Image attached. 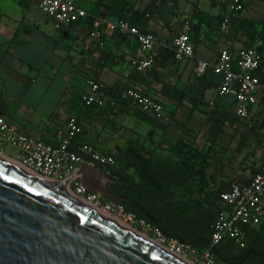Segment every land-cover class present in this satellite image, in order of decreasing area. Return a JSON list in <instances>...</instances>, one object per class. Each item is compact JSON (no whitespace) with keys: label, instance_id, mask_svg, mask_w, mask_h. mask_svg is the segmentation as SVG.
<instances>
[{"label":"crops","instance_id":"0c3cea01","mask_svg":"<svg viewBox=\"0 0 264 264\" xmlns=\"http://www.w3.org/2000/svg\"><path fill=\"white\" fill-rule=\"evenodd\" d=\"M76 4L87 17L57 29L39 10V0H0V116L51 146L58 145V131L75 117L84 130L77 143L91 144L117 159L136 140L140 145L134 146L145 158L164 164L182 161L190 150L207 154L210 167L205 178L173 184L165 179L175 192L164 196L167 202L203 201L206 196L200 191L205 183L209 190L224 193L234 183L249 184L262 171L264 94L251 107L249 119L242 120L235 115V96L218 94L221 76H198L196 68L199 61L215 63L224 49L236 54L251 47L261 31L264 0L247 3L243 13L233 15L229 35L219 32L229 15L226 0H148L145 6L138 0H77ZM96 17L110 23L130 19L164 44H170L189 22L195 57L177 62L172 50L162 49L152 70L141 75L131 65L139 52L137 39L106 29L101 40L91 39ZM90 79L100 82L108 97L116 98L125 89L152 97L162 104L163 117L157 119L122 101L115 109L84 106L82 95ZM135 181L142 184L138 175ZM221 208H225L222 202Z\"/></svg>","mask_w":264,"mask_h":264},{"label":"built area","instance_id":"2783aa9c","mask_svg":"<svg viewBox=\"0 0 264 264\" xmlns=\"http://www.w3.org/2000/svg\"><path fill=\"white\" fill-rule=\"evenodd\" d=\"M138 1L144 6L148 3V0ZM255 1L226 0L229 15H226L220 23L219 32L229 35L232 16L243 13L246 9L245 5L253 4ZM76 2L77 0H39V10L51 19L57 29H61L75 25L87 17V12L80 9ZM104 29L137 39L139 52L131 59V65L141 75L152 70L160 58L162 49L172 50L177 62H185L195 57V49L190 36L192 28L189 22L185 23L184 31L177 35L170 44L161 43L154 34L141 31L132 24L130 19H120L115 23H110L101 17L94 19L92 32H90L91 39L101 40ZM262 44L261 39L257 38L251 47L239 50L236 54L229 49H224L215 63L208 64L199 61L196 68L198 76L207 74L221 76L218 94L220 97L235 96V115L242 120L249 119L251 107L256 106L259 96L264 94V83L256 76L263 61V54L260 51ZM102 88L100 82L94 79L88 80L82 95L84 106L110 109L122 101L134 104L142 112L152 114L157 119L163 117L162 104L140 91L125 89L116 98H112L104 94ZM83 132V127L77 119L70 118L65 129L58 131V145L51 146L39 138L27 135L0 116V152L4 154L6 147L15 148L18 156L11 159L37 176L53 182L66 181L73 174V170L79 166L100 168L115 166L114 157L101 154L91 144L77 143V140L83 136ZM262 167V171L256 173L249 184L234 183L230 190L221 194V202L227 212L213 225V246L223 240L231 239L243 247V227H258L264 224V166ZM69 187L77 199L96 211L155 233L174 253L184 257H194L202 264H218L209 250L199 253L188 244L164 238L159 230L153 229L143 220H137L136 216L127 212L123 205L89 192L81 182L69 183Z\"/></svg>","mask_w":264,"mask_h":264},{"label":"water","instance_id":"95a60500","mask_svg":"<svg viewBox=\"0 0 264 264\" xmlns=\"http://www.w3.org/2000/svg\"><path fill=\"white\" fill-rule=\"evenodd\" d=\"M101 169L79 166L52 183L0 161V264H182L63 192L79 177L89 192L129 202Z\"/></svg>","mask_w":264,"mask_h":264},{"label":"trees","instance_id":"16d2710c","mask_svg":"<svg viewBox=\"0 0 264 264\" xmlns=\"http://www.w3.org/2000/svg\"><path fill=\"white\" fill-rule=\"evenodd\" d=\"M93 22L94 19L91 27ZM257 37L263 43L260 48L263 54L264 20L261 23V31L257 32L254 38ZM263 66L264 57L256 72L262 83H264ZM135 143L140 145L139 140L132 141L120 159L112 155L116 160L115 166L101 169L110 171V178L114 181L111 193L129 200L122 204L127 212L133 213L137 220H143L153 229L159 230L168 240L188 244L199 253L209 250L218 264H264V224L258 227H243V247L231 239L223 240L213 246V225L227 212L226 208H221L222 191L209 190L205 183L200 191V193L204 191L206 196L203 201L181 204L164 201L165 195L175 196V192L164 184L165 179L173 184L178 180L205 178V172L210 167L207 154L196 149L190 150L181 156L182 161L174 165L164 164L162 161L154 162L145 158L142 151L135 148ZM130 170H134V173L129 174ZM135 175H138L142 184L135 181ZM136 227L140 228L138 225Z\"/></svg>","mask_w":264,"mask_h":264},{"label":"bare ground","instance_id":"6f19581e","mask_svg":"<svg viewBox=\"0 0 264 264\" xmlns=\"http://www.w3.org/2000/svg\"><path fill=\"white\" fill-rule=\"evenodd\" d=\"M0 161L20 170L21 172L26 173L27 175L36 178L38 180H42V181H47V182H52L55 183L53 181L50 180H46L44 178H41L39 176H37L36 174H34L33 172H30L29 170H27L26 168H24L21 164H19L18 162L11 160V158L9 159L8 157L4 156L3 153L0 152ZM63 187V192L69 196L70 198L82 203L83 205L87 206L88 208H90L92 211H96L95 209H93L91 206L83 203L82 201H80L79 199H77L71 192L70 187H69V183L65 182L64 184H62ZM96 213H98L99 215L107 218L108 220H110L111 222L115 223L116 225H118L119 227L123 228L124 230H126L127 232H129L130 234L134 235L135 237H137L138 239L142 240L143 242L147 243L148 245L156 248L157 250L170 255L171 257H173L174 259L178 260L179 262H181L182 264H194L193 262L189 261L188 259H186V257L184 256H180L176 253H174L172 250H169L170 248L167 247H163L161 246L156 240L149 238L147 235L142 234L140 232H138L137 230L133 229L131 226H129L126 222H124L123 220H120L118 218H115L113 216H108V215H104L102 214L100 211H96ZM162 244V243H161ZM163 245V244H162Z\"/></svg>","mask_w":264,"mask_h":264},{"label":"rangeland","instance_id":"374dc122","mask_svg":"<svg viewBox=\"0 0 264 264\" xmlns=\"http://www.w3.org/2000/svg\"><path fill=\"white\" fill-rule=\"evenodd\" d=\"M263 20H264V18L260 21V24L262 23ZM255 149H256V148H255ZM3 155H4V156L6 155V157L8 156V157H10V158H17V156H18V152H17V150H16L15 148H13V147H6ZM10 158H9V159H10ZM11 160H13V159H11ZM14 161H15V160H14ZM127 224H128L129 226H131L133 229L137 230L138 232L147 235V236H148L149 238H151V239L156 240L161 246H163V247H167V248H168V245L165 244V243H163L162 240H161V239H160L155 233L150 232L149 230L144 229V228H141V227L138 228V227H136V224H129V223H127ZM161 243H162L163 245H162ZM186 259H188L189 261L193 262L194 264H202L200 261H199V262L196 261L195 258H194V257H191V256H186Z\"/></svg>","mask_w":264,"mask_h":264}]
</instances>
